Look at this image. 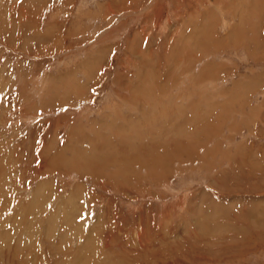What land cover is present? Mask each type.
<instances>
[{
    "label": "rangeland",
    "instance_id": "374dc122",
    "mask_svg": "<svg viewBox=\"0 0 264 264\" xmlns=\"http://www.w3.org/2000/svg\"><path fill=\"white\" fill-rule=\"evenodd\" d=\"M83 243L264 264V0H0L1 264Z\"/></svg>",
    "mask_w": 264,
    "mask_h": 264
},
{
    "label": "bare ground",
    "instance_id": "6f19581e",
    "mask_svg": "<svg viewBox=\"0 0 264 264\" xmlns=\"http://www.w3.org/2000/svg\"><path fill=\"white\" fill-rule=\"evenodd\" d=\"M69 222H70V220H68ZM71 227H73V226H71ZM74 228H77V227H74ZM72 229V228H71ZM64 230V229H63ZM75 230V229H74ZM61 232H62V229H61ZM70 232V231H69ZM75 234V233H74ZM77 235V234H76ZM82 235V234H81ZM79 236V235H78ZM83 238V237H82ZM81 239V238H80ZM53 239L52 240H50V242L49 243H51V248H53V247H55L54 245H55V243L53 244ZM20 244V243H19ZM81 244V243H80ZM82 245V244H81ZM88 244H86V243H83V249H84V258H82V254L83 253H81V254H76V255H74V256H71L69 253H70V250L68 251V250H66L65 252L67 253V255H66V257H67V259H70V260H68L67 262L68 263H70V264H98L99 263V261L102 259L101 257L99 258V256L98 255H92L91 257H90V259H89V261H88V259H87V257H89V247L87 246ZM107 245V244H106ZM18 248V247H17ZM19 248H20V246H19ZM34 248V250H36V251H34V252H31V251H33L32 249H30L31 251H30V253H29V255H26L25 253V255H23V253L19 250V249H17L16 251H14L15 252V254L14 255H12V257L13 258H18L19 259V262H18V264H42L40 261H43L44 259H43V257H45L44 256V253L42 254V252H39V249L37 250V246H34L33 247ZM106 248V247H105ZM107 248L108 249H110V247L107 245ZM46 249V248H45ZM1 251V250H0ZM59 251V250H58ZM46 252V251H45ZM54 252H56V250L54 251ZM94 252V251H93ZM1 253V252H0ZM65 254V253H64ZM58 255H59V257H61L60 256V251H59V253H58ZM9 257H11V256H9ZM1 258H2V256H0V264H1ZM108 258V257H107ZM59 259V258H58ZM104 259V258H103ZM107 260V259H106ZM65 261V260H64ZM105 261V260H104ZM62 262V264H63V261H60V263ZM66 263V262H65ZM107 263H109V262H107ZM9 264H10V261H9ZM45 264H48V262H47V260H45ZM100 264V263H99Z\"/></svg>",
    "mask_w": 264,
    "mask_h": 264
}]
</instances>
